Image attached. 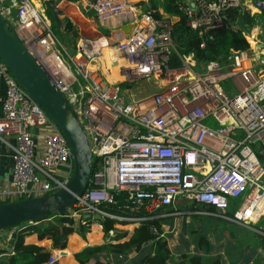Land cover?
<instances>
[{"label":"built area","instance_id":"built-area-1","mask_svg":"<svg viewBox=\"0 0 264 264\" xmlns=\"http://www.w3.org/2000/svg\"><path fill=\"white\" fill-rule=\"evenodd\" d=\"M42 1L38 7L32 0H0V14L70 102L90 142L91 183L65 215L83 223L95 221L101 228V221L109 217L132 230L144 221L177 216L181 211L220 213L238 222L261 214L264 53L257 51L264 49L263 40L255 34L257 47L247 39L249 46L233 50L224 66L209 60L197 70L191 53L177 51L169 18L157 17L151 10L136 12L130 0H89L85 10L91 9L102 21L121 15L128 25L114 30L115 37L82 35L69 51L51 30ZM241 4L242 0H181L179 9L187 25L204 38L213 27L239 26L229 17L228 8ZM254 7L261 13L264 0H254ZM255 26L259 31L261 25L252 29ZM103 43L120 52L121 78H107L106 62L102 70L91 67L95 58L104 59ZM174 59L180 63L174 65ZM223 67L229 70L224 72ZM148 75L173 84L137 96L117 84ZM184 75L188 79L180 80ZM224 77L233 92L224 88ZM0 82L5 85L0 140L12 157L7 183L0 186V202L41 195L64 185L73 171L66 137L2 59ZM179 198L192 208L173 207ZM32 222L36 221H28ZM114 235L109 229L106 240L112 241ZM62 250L51 252L41 264H54Z\"/></svg>","mask_w":264,"mask_h":264},{"label":"trees","instance_id":"trees-1","mask_svg":"<svg viewBox=\"0 0 264 264\" xmlns=\"http://www.w3.org/2000/svg\"><path fill=\"white\" fill-rule=\"evenodd\" d=\"M57 0H43L45 14L49 20L50 28L55 36L64 45L72 49L75 47L76 39L79 36L78 30L73 22L68 17L60 16V9L56 6ZM181 0H162V8L165 11L173 12L178 15V18L172 23L171 33L177 51L180 54L191 53L195 61L194 68L201 69L209 60H216L220 63L227 64L230 61V56L235 49H245L249 46L248 38L245 37L243 31L244 23L247 24L246 29L252 28L255 25L254 14H250L241 10L240 6H233L228 8V15L231 20H237L239 26L213 27L208 30L207 37H200L198 33L189 27L186 23L185 15L180 11L179 5ZM88 16H91L93 11L89 9L86 11ZM152 13L161 17V12L152 11ZM259 15V14H258ZM254 16V17H253ZM262 17V24L259 27L260 32L264 34V10L260 13ZM240 22V23H239ZM243 22V23H242ZM248 39V40H247ZM203 43V44H201ZM66 47V48H67ZM174 65H178V59L173 60ZM229 80L228 78H224ZM223 79V80H224ZM222 84L227 91H231L229 86ZM231 84V83H230ZM129 87L130 83L122 85ZM232 214L231 211H226ZM53 215V214H50ZM49 215V216H50ZM53 219H40L36 222H20L13 228V244L12 251L0 249V264H41L47 260L50 251L43 245L35 242H25L26 234L36 233L39 239L49 238L53 247L65 248L67 235L72 232H77L84 236V232L89 224L78 223L75 224L73 217L68 215H54ZM80 219V218H77ZM162 220L152 219L144 221L138 226L133 227L131 233L124 239L128 230L124 222H119L115 219L105 217L102 223V230L104 233L109 229L115 231V235L111 237L113 240L103 243L86 244L79 250L73 252V256L78 264H111L109 261L95 259L91 262L92 256L98 251H112L117 254H125L131 250H135L134 263L135 264H223L217 258H211L208 261H203L199 253L189 255L182 253L180 259H174L171 255V249L167 239L161 238ZM155 228V231L154 229ZM97 225L93 227V231L89 232L88 237L94 240V233ZM121 239V240H120ZM202 239V237L200 238ZM154 241L149 248L143 251V244ZM250 264H262L259 261Z\"/></svg>","mask_w":264,"mask_h":264},{"label":"water","instance_id":"water-1","mask_svg":"<svg viewBox=\"0 0 264 264\" xmlns=\"http://www.w3.org/2000/svg\"><path fill=\"white\" fill-rule=\"evenodd\" d=\"M0 59L57 123L71 147L73 157V171L64 185L41 195L0 202L1 231L20 222L46 219L50 214L65 215L91 183L94 162L86 130L76 111L55 86L44 66L19 35L7 25L1 14ZM94 217L102 219L100 214H94Z\"/></svg>","mask_w":264,"mask_h":264},{"label":"crops","instance_id":"crops-1","mask_svg":"<svg viewBox=\"0 0 264 264\" xmlns=\"http://www.w3.org/2000/svg\"><path fill=\"white\" fill-rule=\"evenodd\" d=\"M87 1H89V0H84L83 7L87 3ZM240 7H241V10L249 12L252 15L254 14L255 17L254 16L253 17L255 20V24H258V25L262 24L261 23L262 17L260 16V11L257 10L256 7H254V0H242V4L240 5ZM86 11L87 10L84 9V12H82L81 15H79V14L77 15V18H78L77 25H76V23H74L75 20H72V22L76 26H79L78 28L84 29V31H85L84 33H81V34H80L81 31H79L78 32L80 34L79 37H81L82 35H94V34L98 33V31H96V23L93 20H91L89 16H87ZM163 11H165V10H163ZM165 12L166 13L163 14L162 16L169 18L172 21V23L178 18L176 16V14L173 12H168V11H165ZM60 16H61V14H60ZM61 17H63V16H61ZM68 17H70V16H68ZM70 18H72V17H70ZM124 19H125L124 16H119L116 18L107 19L105 21L104 25H102V26L106 31H108V29L109 30L114 29V28L116 29V28L122 26L123 24L128 25L127 23H125ZM236 22L238 23L237 20H236ZM244 25L245 26H243V27L245 29L244 30L245 32L246 31H249V32L252 31V28L246 29V26H247L246 23H244ZM111 35H112V37H115V33L114 34L112 33ZM108 51L110 53L111 59L112 58H117V59L119 58L117 54H120V52L115 53L111 49H108ZM102 57L105 59V60L102 59V62H101V65L103 67L105 65L104 63L106 62L107 64H109V61L105 58L104 52H103ZM119 64H120V62L114 66H111L109 64L108 65V66H110V67H108L109 71L106 72V70H104L106 75L111 78L110 80L116 79L115 77H113L112 71H113V68H118L117 65L119 66ZM91 67H94V65H91ZM233 90L234 89L231 88V91H233ZM4 93H5V85L3 82H0V115H1V99L4 96ZM11 165H12V157L10 155V151L8 149V146L2 140H0V186H3L5 183H7V180H8L9 175H10ZM173 207L189 208V205H186L185 199L179 198V199L175 200V202L173 203ZM182 216L177 215L175 217L172 216L170 218H165L162 220V226L166 223L171 224V222H173V221L178 222L179 220H182V222H183L184 219L182 218ZM212 217H214V216H212ZM214 223H215L214 221H208V222H203V223L198 221V223H197L200 225L202 230L204 229L203 232L202 231L199 232L198 239H200L201 237L205 238L207 240L209 246H210V248H208V250L206 248H204V250H202V251L199 250V251H201V252H199V254L202 256L203 261L206 262V261L210 260L211 258H217L223 264H250V263H252V261H255V260L264 264V244H261L262 247H260L258 245L256 247L250 246V244L246 241V233L244 231H242L244 228V224H242L243 222H237V221L231 222V224H232L231 225L232 226L231 231L235 233L233 238H227V237H225V238H222V237L214 238V237H211L210 232L208 230H205V229H206L207 224L211 225ZM100 229H102V228L100 227ZM162 229H163V227H162ZM127 230H128L127 235L123 236L121 239L126 238L132 231L131 229H127ZM238 230L241 232H237ZM13 231H14L13 228H11V230H9V231H5V229L0 231V248L8 250V251L11 249L12 244H13V234H12ZM164 233H165V231H164ZM215 234L218 235L217 232H215ZM237 234L239 236H237ZM244 235H245V237H244ZM105 238H107V237L105 236ZM215 239H217V240L214 241ZM24 241L27 243H29V242L39 243V244L45 246L50 252H53V251L59 249V248L52 246L51 239H49V238L39 239L37 237L36 233L26 234L24 237ZM103 242H105V241L98 240V241L89 242L88 236L86 238H84L80 234H78L77 232H72V233L67 235L66 247L62 248V249L69 250V253L64 251V253L57 258V260L54 262V264H78V262L76 261V259L73 256V252H75L76 250H79L80 248H82L86 244L103 243ZM169 247H170V249H172L170 244H169ZM132 251L134 252L135 250H131L125 254L121 253V256H119V254L114 253L112 251L108 252V251L102 250V251L96 252L90 260L92 262L95 259H100V260H104V261H109L111 264H135L134 263V253L132 255L130 254V252H132Z\"/></svg>","mask_w":264,"mask_h":264},{"label":"rangeland","instance_id":"rangeland-1","mask_svg":"<svg viewBox=\"0 0 264 264\" xmlns=\"http://www.w3.org/2000/svg\"><path fill=\"white\" fill-rule=\"evenodd\" d=\"M39 1L41 2L42 0H39ZM130 1H132L133 5L136 7L135 8L136 12H139L142 9V10L159 11V12H161V15L166 13L165 11H163V8H162V4H161L162 0H130ZM56 3H57L56 6L61 11L60 12L61 16L72 17V18H70V17H68V18L71 21L75 20L74 23H76V25H77V21H78L77 15L78 14L81 15V13L84 12V9H85L83 7L84 0H57ZM159 8H160V10H159ZM119 16H121V15H119ZM119 16L114 15V16H111L107 19L116 18ZM176 16L178 17V15H176ZM89 17L91 20H93L96 23V31H98V33H105V34H109L111 36L113 31L118 29V28H116V29L114 28L111 30L108 29V31H106L100 25L102 19L98 18L94 13H92V15ZM107 19H104L102 22L105 23V21ZM78 27L79 26H76L78 32L81 31L80 34L85 32L84 29H80ZM245 33L249 34V31H246ZM256 36L259 39L264 40L260 30L256 33ZM78 38H79V36H78ZM78 38L76 39V43L78 41ZM62 45H64V44L62 43ZM64 46L67 47V45H64ZM67 49L70 51V48L67 47ZM59 50H61V49H59ZM91 63H92V65H94V67L97 66V68L102 70L101 69L102 68L101 62H99V60L97 58L92 60ZM221 64L223 66L225 65L224 63H221ZM108 65L109 64L106 63V66L110 67ZM223 70L225 72V71H228L229 69L227 67H223ZM188 77H189V75H184L181 77L180 80H187ZM162 81L163 80L160 77L156 78L153 75H148V76L138 78V79H133V80L122 79L119 82H117V84L119 86H122L127 82L130 83V87H128V89H127L128 93L134 94L137 96V95H148V94H151L154 92L163 91L164 89L171 87V85L173 84L172 82H165V81L162 82ZM223 81H224V85L229 86V88L231 90L232 86H231L229 80L224 79ZM159 82H161V83H159ZM190 207L192 208V205H189V209H191ZM176 208H178V207H176ZM181 212H182V214H179V215H181V216L183 215L182 216V218L184 219L183 222H182V220H179L178 222L173 221V222H171V224L170 223L164 224L162 227H163V230L165 231V233L162 230V233L160 234V237L167 239V242L171 245V247L173 249V250L171 249V253H172L171 256L174 259H177V258L180 259L181 254L185 253V252L188 253L189 255H193V254H196L197 252L198 253L201 252L202 250H204V248H206L207 250H208V248H210V246H209V244L205 238L202 237V239H198L199 232L204 231V229L203 230L201 229V227L199 225L200 223L197 224L198 221H200L201 223L208 222V221H214L216 223V224L214 223L211 225H209V224L206 225L205 230H208L210 232L211 237H214V238H216V237L233 238V236L235 234L234 232L231 231V227H232L231 222L233 220H230L226 217H223V215H219L220 213H215L216 215H210V214H198L197 215V214L189 213L190 211H188L187 213H184L183 211H181ZM52 216H54V215L48 216L47 219H50V218L53 219ZM212 216H214V217H212ZM170 217H172V216L165 217V218H170ZM74 220H75V224L83 223L81 219H75L74 218ZM83 224H87V225L89 224V226H86L89 228H87L85 230V232H84L85 234H84V236H82V237L86 238L89 235V232L93 231L94 225L96 226L97 224L95 223V221H86ZM242 224H244V228L242 231H244L246 233V241L250 244V246L256 247L258 245V246L262 247L261 244H264V209L259 216L255 217L251 220H248L246 222H243ZM9 230H11V228L5 229V231H9ZM215 232H217L218 235H216ZM237 232H241V231L238 230ZM93 236H94V240H90V238H89V242L98 241V240H100V241L102 240L105 242L107 241L105 238L106 233H104L103 230L100 229V227L98 225H97V229L95 230V233ZM237 236H239V235L237 234ZM244 237H245V235H244ZM216 240L217 239H215L214 241H216ZM153 242L154 241H149V242L143 244L141 249H143V251H145V249L149 248V246ZM94 244H96V243H94ZM199 250H201V251H199ZM133 253L135 255L136 252L135 251L130 252L131 255ZM253 262H255V261H252V263ZM256 262H257V260H256ZM168 264H170V261H168Z\"/></svg>","mask_w":264,"mask_h":264},{"label":"bare ground","instance_id":"bare-ground-1","mask_svg":"<svg viewBox=\"0 0 264 264\" xmlns=\"http://www.w3.org/2000/svg\"><path fill=\"white\" fill-rule=\"evenodd\" d=\"M32 1H33V3L36 4L38 7H41V4H40V1H39V0H32ZM41 10L43 11V9H41ZM43 14H44V12H43ZM257 31H258V27L255 26V27L252 29V31L249 32V34H248V33L246 34L247 38H248L249 41L252 43L253 47H257V46H258V45L255 43V42H256V40H255V34L257 33ZM102 40L104 41L105 39L103 38ZM263 41H264V40H263ZM105 44H106V43H103L102 46L100 47V49H101V53H102V56H103V52H104L105 58L109 61V64H110L111 66H114V65L118 64L119 62H118L117 58H112V59L110 58V53H109L108 49H111V50H113V49H112L110 46L105 45ZM97 45H99V42H96V43H95V46H97ZM107 48H108V49H107ZM263 51H264V49L261 48V50H258L257 53H264ZM118 74H119V69H118V68H113V71H112V75H113V77H115L116 79L121 78L122 76H121V75H118ZM107 78H108V79H111L109 76H107ZM162 82H163V81H162ZM159 83H161V82H159ZM162 84H163V83H162ZM62 251H65V252L69 253V250H67V249H63Z\"/></svg>","mask_w":264,"mask_h":264}]
</instances>
